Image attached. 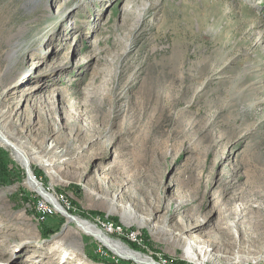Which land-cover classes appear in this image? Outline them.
Returning a JSON list of instances; mask_svg holds the SVG:
<instances>
[{
	"label": "rangeland",
	"instance_id": "obj_1",
	"mask_svg": "<svg viewBox=\"0 0 264 264\" xmlns=\"http://www.w3.org/2000/svg\"><path fill=\"white\" fill-rule=\"evenodd\" d=\"M0 111V264H135L29 176L152 264H264V0H0Z\"/></svg>",
	"mask_w": 264,
	"mask_h": 264
},
{
	"label": "bare ground",
	"instance_id": "obj_2",
	"mask_svg": "<svg viewBox=\"0 0 264 264\" xmlns=\"http://www.w3.org/2000/svg\"><path fill=\"white\" fill-rule=\"evenodd\" d=\"M137 17H134L133 20H136ZM134 23H132V25ZM9 50H8L9 52L6 54V57L8 60L11 61L17 57L16 54L19 52V45L15 43L14 47H12ZM15 80H18V79H12L10 84L16 85L17 81ZM0 122L2 123L0 124V140L3 141V143L6 146L12 149L13 156L17 160V162H19L22 166H25L26 168H28L29 161H30L28 160L29 158L24 152H22L15 145L13 141L11 140L9 141L10 138H8L5 132L4 126L9 125L10 123V116L6 115V112L0 111ZM38 165L43 166V163L38 162ZM25 184L29 189L36 191L38 195L42 197L47 203L51 204L56 212L63 215L66 218L67 225L73 223L75 227L78 229L79 233L81 232L82 234L92 237L95 241H97L101 246L107 249L111 254L116 256L118 259H123L126 261L129 260L135 264H152L153 263V260L151 258L145 257L144 255L138 252L132 251L129 248V245L127 246L126 244H123L119 240L112 238V236L108 232H105L101 227H99L95 223H92L88 220L68 214L67 211L56 200V198L49 192L47 193V191L43 188L41 183L34 182V179L31 176L28 177V180ZM114 211H115V206L114 204L113 205L111 204L110 212L112 213ZM122 221L126 225L144 224V220L142 218H138L134 216V214H131V211L129 210H126L122 213ZM183 257L190 262H196L199 260L198 255H196L195 253L194 246L191 243L185 244V247L183 248ZM203 258H205V254L203 255ZM207 259L208 261H212V260L214 261V258L211 259V257H208Z\"/></svg>",
	"mask_w": 264,
	"mask_h": 264
},
{
	"label": "built area",
	"instance_id": "obj_3",
	"mask_svg": "<svg viewBox=\"0 0 264 264\" xmlns=\"http://www.w3.org/2000/svg\"><path fill=\"white\" fill-rule=\"evenodd\" d=\"M40 210H41L43 213H45V211H46V209H43V208H41Z\"/></svg>",
	"mask_w": 264,
	"mask_h": 264
},
{
	"label": "trees",
	"instance_id": "obj_4",
	"mask_svg": "<svg viewBox=\"0 0 264 264\" xmlns=\"http://www.w3.org/2000/svg\"><path fill=\"white\" fill-rule=\"evenodd\" d=\"M49 232H50V231H48V232L45 234V236H49V235H48V234H49Z\"/></svg>",
	"mask_w": 264,
	"mask_h": 264
}]
</instances>
